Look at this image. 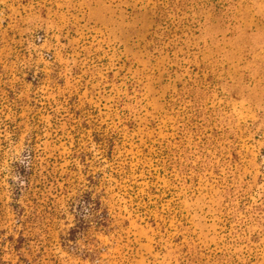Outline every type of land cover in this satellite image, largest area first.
<instances>
[{
  "label": "rangeland",
  "instance_id": "rangeland-1",
  "mask_svg": "<svg viewBox=\"0 0 264 264\" xmlns=\"http://www.w3.org/2000/svg\"><path fill=\"white\" fill-rule=\"evenodd\" d=\"M0 264H264V0H0Z\"/></svg>",
  "mask_w": 264,
  "mask_h": 264
}]
</instances>
